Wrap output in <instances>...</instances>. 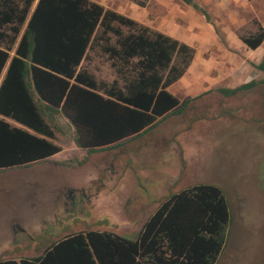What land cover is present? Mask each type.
<instances>
[{
  "label": "rangeland",
  "instance_id": "obj_1",
  "mask_svg": "<svg viewBox=\"0 0 264 264\" xmlns=\"http://www.w3.org/2000/svg\"><path fill=\"white\" fill-rule=\"evenodd\" d=\"M90 1L124 17L111 21L124 32L147 28L194 48L187 70L168 87L180 100L176 109L191 101L155 127L94 152L76 143L74 124L60 113L51 139L59 152L0 169V259L40 256L78 232L108 231L134 240L177 192L212 184L224 191L232 215L216 264H264V83L233 96L218 91L264 77L254 66L264 60V41L252 48L244 40L264 29V0H196L210 22L181 0ZM102 38L99 26L77 72L96 82L92 91L105 94L103 82L113 83L118 74L107 49L116 37ZM17 42L0 48L11 58Z\"/></svg>",
  "mask_w": 264,
  "mask_h": 264
},
{
  "label": "trees",
  "instance_id": "obj_2",
  "mask_svg": "<svg viewBox=\"0 0 264 264\" xmlns=\"http://www.w3.org/2000/svg\"><path fill=\"white\" fill-rule=\"evenodd\" d=\"M34 1L0 0V44L6 41L13 48L19 38L11 58L0 48V169L59 152L61 147L51 139L60 128L55 124L60 113L74 124L76 143L94 152L155 127L160 117L180 113L191 101L176 109L180 100L168 90L194 57V48L185 42L147 28L124 32L111 24L124 17L90 0H38L30 12ZM181 1L210 22L196 0ZM99 26L102 39L108 33L116 37L107 49L118 79L103 82L105 94L92 91L96 82L77 72ZM260 30L244 38L252 48L264 41ZM254 66L264 74V60ZM260 83L264 77L218 91L233 96ZM6 117L26 128L12 126ZM231 222L224 191L197 184L165 201L134 240L108 231L78 232L40 256L0 259V264H216Z\"/></svg>",
  "mask_w": 264,
  "mask_h": 264
}]
</instances>
